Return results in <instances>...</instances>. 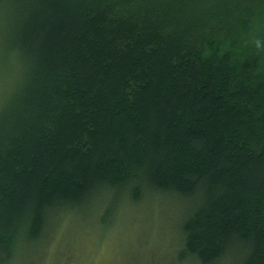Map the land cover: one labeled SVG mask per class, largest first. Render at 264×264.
Wrapping results in <instances>:
<instances>
[{"label":"trees","instance_id":"trees-1","mask_svg":"<svg viewBox=\"0 0 264 264\" xmlns=\"http://www.w3.org/2000/svg\"><path fill=\"white\" fill-rule=\"evenodd\" d=\"M158 200L172 264H264V0H0V264Z\"/></svg>","mask_w":264,"mask_h":264},{"label":"rangeland","instance_id":"rangeland-1","mask_svg":"<svg viewBox=\"0 0 264 264\" xmlns=\"http://www.w3.org/2000/svg\"><path fill=\"white\" fill-rule=\"evenodd\" d=\"M96 205L62 215L46 237L47 245L22 254L13 264H172L179 251V207L165 200L124 204L114 211L112 224L102 228Z\"/></svg>","mask_w":264,"mask_h":264}]
</instances>
